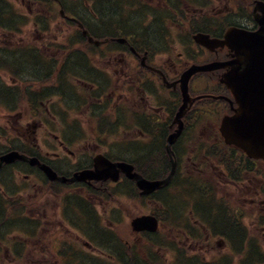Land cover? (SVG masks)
I'll return each instance as SVG.
<instances>
[{"label": "flooded vegetation", "instance_id": "1", "mask_svg": "<svg viewBox=\"0 0 264 264\" xmlns=\"http://www.w3.org/2000/svg\"><path fill=\"white\" fill-rule=\"evenodd\" d=\"M28 2L30 7L36 6L37 9H40L35 13H30V15H32V22L36 31H40L38 35L39 42L43 41L40 51H46L51 55L47 56L49 61L55 59L56 65L53 72H55L56 78L61 77L64 69L65 74H67L70 71V64L78 56L82 63L76 61L74 70L83 71V65L87 64L89 66L88 72L94 76L96 82L100 83L96 84L91 80L80 79L83 78V73L81 77H75V81L70 83L80 93L82 90L78 88V85L85 87L83 97L82 94L76 91L65 93V89L59 87L58 83L62 95L57 94L55 99L59 103L51 110L48 109L47 105L42 104V99H38V103L36 101V98L39 97L44 98L46 102L53 100L49 93L43 97L45 94L43 91L38 92L40 94L35 92L33 109L25 115L20 110L25 109L24 104L17 109H12L3 107L0 103V142L3 143L0 144V156L10 151H17L28 156L36 155L41 162L47 163L59 175H72L82 169H93L95 167L101 169L102 173L109 175L106 164L100 160L99 155H102L110 162H130L137 172L143 176L145 175L149 180L164 179L166 176L154 172L147 173L146 169H141L144 166L143 162H148L147 168H153V163L148 160V155L151 158L158 153L164 155L167 159L161 160L160 168H165L169 172L173 167V163L176 167L179 160L178 148L185 149V141L191 135H193L195 141L199 126L209 132L211 134H208L209 137H213V139L215 135L220 136L219 123L210 125L209 128L206 127L207 124L201 115V111L210 110H206L203 106H211L215 101L223 104L225 107L222 109V111L224 110L221 112L222 115L220 114V120L224 115L232 113L229 103L232 100L231 91L220 81L227 68H218L190 75L188 83L190 98H188L185 112L180 119L181 124L176 121L177 112L185 102L179 79L191 65L196 64L194 62L195 58L206 55L207 58L198 63L206 64L227 61L233 56V51L226 46V43H219L212 48H207L195 42L193 36L196 33H204L210 38L221 41L224 40V34L229 28L235 27L247 31H256L261 27V24L264 26V7L260 9L262 7L260 3L264 4V0H86L83 5L75 0H28ZM46 4H56L58 8H56L54 16L59 15L60 22L71 27L70 29L66 27L65 30L69 29V31L59 38L54 36V38L48 39L43 36L44 28L47 27L44 19L50 14L42 11L47 9L46 6H42ZM41 13L46 14L47 17H43ZM84 29L90 32L93 39L97 41L94 43L85 42L82 38ZM78 39L82 44L77 45H82V48H67V46L74 45L75 40ZM50 42H59L66 48L57 49L59 54H52L49 50L43 48V46L50 45ZM3 50L5 51V49ZM27 52L28 49H23L22 45L17 49L8 48L4 52L8 55V58H4L0 62H6L8 67L10 66L21 72V68L12 63L9 56L23 55L25 58L24 54ZM100 52L105 55V60L102 63L98 61L99 58L90 56V54H99ZM8 72L4 69L0 71L1 84L7 85V80H9L10 87L17 89L23 87V83L18 81L20 80L19 77L16 78L15 74L10 76V72ZM204 75L210 81L211 87L208 88L212 89L210 92H201V85L203 84L201 78ZM109 77H114L115 86L112 89H106L110 82ZM197 79H200V81L195 82ZM112 90L114 92L110 94ZM113 95L116 97L113 98ZM197 96L198 98H196ZM76 99H80L81 102L74 106L86 105V118L90 114L87 120V125L90 128L86 129L88 132L86 138L81 137L75 124L67 123L64 126L67 121L66 115L71 113L68 110L69 102L67 100L72 102ZM233 105L235 106V104ZM98 112H102V116L106 121L116 127L115 132H111L109 128L105 129L104 133L101 131L100 114ZM186 115L188 116L186 119L187 124L184 123ZM29 120L31 122H28ZM1 125L4 127L9 126L8 128L16 133L21 131L23 139L12 142L9 139V133H5ZM55 132L59 134H55ZM116 132L118 133L116 134ZM171 134H176L174 142L170 144L172 156L168 149V138ZM116 136L123 138L117 139ZM40 139L42 143L39 142ZM52 139L56 140L61 148L52 145L54 142ZM91 146L92 153L89 156L83 155L82 151ZM215 146L216 142L211 147ZM193 148L194 150L189 159L193 163V168L198 172L207 174L209 173L207 171H217L218 181L221 183L226 181H230L232 184L242 182L235 175L227 176L223 170L224 164L216 158H211L208 154L203 155V159L201 154L195 156L196 150H201L198 149L199 147L196 144L193 145ZM117 151L124 152L120 156ZM147 153L150 154L147 155ZM62 156H68V159L62 158ZM243 160L249 159L244 157ZM249 161L253 163V160ZM254 163L264 167L263 161L256 160ZM184 166L190 169L188 162H186V165L184 162ZM248 166L242 172L246 174L245 178L249 180L251 185H238L236 189L238 192L234 197L251 207L264 209V192H259L258 189L260 181L264 183V171L253 164H248ZM34 175L41 176L46 181L38 170L19 159L6 162L0 166L1 212L4 213V205L6 212H11L13 207L22 205L25 202L31 190L30 186L33 184ZM117 175L119 177H115L118 179L114 181L107 176L109 179L106 181L76 183L79 185V190L70 193L74 196L75 208L79 212H88L91 215L92 209L102 204L106 214L111 216L117 224L120 223L115 217L117 211L112 208L114 200L110 197L107 201L106 196H103L104 192L109 196V193L115 194L117 191L115 188L125 187V190L127 189L125 196L127 197L129 191V193H132L133 198L138 200L139 197L137 196H140V191L135 181L126 178L120 171ZM17 177L23 178V186L15 182ZM187 179L194 180V182L183 183L178 188L172 185L171 178L161 188L146 196L145 200L148 201V206L140 208L139 212L142 213L140 215L147 213L155 215L158 222L162 223V227L165 228L166 226L171 230L172 240L177 238L181 241V238H190L187 233L191 232L192 229L207 233L210 236L211 226H217L220 229H218V232L225 233L227 236H218L223 240L220 246H224L228 250V246L234 244L235 237L233 235L238 230L225 232L221 226L210 221L203 211L206 204L210 207L212 202L219 201L213 188L206 186L215 185H213L211 179L205 182L200 181L202 178L193 176ZM99 182L101 184L107 182L109 187L113 189L106 190ZM47 186L40 187V209L36 213V230L39 231L38 236L42 237L43 245L39 242L38 245L44 248V252H42L43 259L45 263L53 264L57 260L52 256L59 254L54 231L58 219L54 209L49 208L48 211L51 195L45 192ZM48 188H51V186H48ZM92 190L96 193H102V195L95 196V193L91 194ZM198 190L209 191L213 194L208 197V200L201 199L197 195ZM182 192L183 196H188L190 200H186L183 207H175V202L177 203V200H180L177 199L175 194ZM160 197L162 199H159ZM93 199L97 203L93 202ZM65 201L68 211L71 212L66 197ZM197 201H200V205H196ZM193 206L201 207L199 210L205 218L203 221L208 222L207 225L200 221L196 211L193 212L195 210ZM182 208L184 209L181 210ZM213 209L215 215L221 213L216 208ZM137 213L129 218V223L139 215ZM259 215L255 217L256 224L260 220ZM221 216L223 215L221 214ZM229 223L233 227L232 222L229 221ZM117 224L114 227L116 232L120 228ZM160 233L161 229L154 233L147 231L133 233L137 239L131 240L130 244L134 243L136 245L134 247L139 248L138 264H161L159 261L154 263L155 259L158 258L148 254L146 250L148 246L143 244V240L147 239V242H151L150 237L157 236ZM75 240L80 241L78 235L75 236ZM246 242L244 248H248ZM51 244L54 246H51ZM97 244L103 243L97 242ZM48 246H51V248L49 249ZM260 246L264 249L262 244ZM81 248L83 254H85L86 249L93 253L102 252L95 245L84 241ZM67 253L73 258V251L67 250L64 254L65 259L68 260ZM60 254L62 253L60 252Z\"/></svg>", "mask_w": 264, "mask_h": 264}, {"label": "rangeland", "instance_id": "2", "mask_svg": "<svg viewBox=\"0 0 264 264\" xmlns=\"http://www.w3.org/2000/svg\"><path fill=\"white\" fill-rule=\"evenodd\" d=\"M0 6H1L0 12H2L0 14V24L6 25V28L10 31V33H8L5 31L6 29L4 27L0 28V61L4 58L5 59L8 58V55L4 53L6 49L4 51L1 48H7V47L11 48L12 47L13 49L20 45L24 46L26 42H29L26 44H30V42L34 44V45L30 44V45L25 46V48L30 47V49H28V52L24 54L25 58L23 57V55L22 56L21 55L20 56L18 55L9 56L10 61L12 63H15L16 66L21 68L22 70L21 72H18L17 69H13L10 66L8 67L7 66L8 63L6 62H0V71L3 69L6 71H9L10 73L9 72L8 73L10 76L11 75L13 76V74H15V77L17 78L18 76L20 79L18 81H21L23 83V87L17 89V88L10 87L9 80H7V85H2L0 82V103L2 104L3 107L17 109L24 104L25 109H20V110L25 115V113L30 112L33 109L32 105L34 104V98L36 96L35 92L38 93V92L43 91V93H45L43 97H45L49 93V95L52 96L53 100L46 102L44 101V98L39 97V98H36L37 103H38V99L39 100L42 99L43 101L42 104L47 105L49 110H51L52 108L54 109L59 103L55 99L57 94L62 95L59 87H63L65 89V93H69V92L74 93L75 91L78 92L77 90L74 89L73 85L70 82H74L75 77H81L82 73H83L82 75L83 78H80V79H83L86 81L91 80V81H94L96 84H100L96 82V79L94 78V76L88 72L89 66L87 64L83 65V71L80 70L79 73L76 72L77 70H74L76 61L82 63V60H80L78 56L75 58V61H73L72 64H70L71 65L69 67L70 71H68V73L63 76L61 75V77H58L57 79L55 72H53V69L55 68V65H56L55 59H51L49 61L47 56H51V55H49L46 51L44 52L40 51L41 50L40 48H42L41 44L43 45V41L39 42L38 35L40 34V31L39 32L36 31L35 26L32 22V19H33L32 15H30V13H33V12L35 13L37 10H40V9H37L34 6L30 7V3L28 2V0H0ZM56 8H58L56 4H53V5L50 4L47 7V9H44V10L41 9L42 11L50 13L48 17L46 14L41 13L43 17H47L46 19H44L47 24V27L44 28L43 36L48 39H52L54 38V36H58L59 38L62 35H64L67 31H69V29L71 28L70 26L60 22L59 15L54 16V12H56ZM66 27L69 28L67 31L65 30ZM17 43L19 44L17 45ZM49 44L50 45L48 46H43V48L49 50L52 54H59V51H57V49L66 48L59 42L57 43L50 42ZM65 44H68V43H65ZM67 48L68 49L82 48V45H77V42H74V45L72 44L71 47L67 46ZM72 54L74 55V53ZM90 56L92 58H99L98 61L100 63L104 62L105 60V55L102 52H100L99 54L93 53V54H90ZM206 58H207L206 55H201L199 57H196L194 62L197 65H200L198 63L203 61ZM108 80L110 82L106 86V89L114 88L115 86L114 77H109ZM201 80L203 83L201 85V92L212 91V89H208L211 87L208 77L204 75L201 78ZM196 81H200V79L195 80V82ZM58 83H59V87H58ZM78 88L83 91L81 95L83 97V94L85 93V89H84L85 87L83 88L82 86L78 85ZM104 89H105V86H104ZM112 92L114 91L112 90L110 94H112ZM114 97L116 96L113 95V98ZM67 101L69 102L68 110L71 113L70 115H66L65 118L68 119L67 120L68 123H71V121L74 122L76 126V130L79 129L81 137L85 138L86 134H88L86 130L88 128L86 124V112H85V109H87V107L86 105H81V104L77 107L74 106L81 102L80 99H76L72 102H70L69 100ZM224 107L225 106L223 104L217 101H215V103L211 106H203V108H205L206 110H210V111H201L202 113L201 115L205 119L207 128H209L210 125L219 123L220 117L222 115L221 112L224 111V110L222 111ZM98 113L100 114L99 123L101 125V131L104 133V130L109 128L111 132H115L116 127L111 125L109 121H106V119L102 116V112H98ZM187 117L188 116L186 115L185 121H184L185 124H187L186 123ZM28 122H31V121L29 120ZM1 126L3 127L2 129L4 130L5 133H9L10 135L9 139L12 142H18L21 139V131L16 133V132H13L11 128H8L9 126H5V127L3 125ZM117 133L118 132H116V134ZM208 134L210 133L199 126V130L197 132L195 141H194L193 135H191L188 137V140L185 141V149L178 148L179 160L174 169V172H173L174 176L172 178L171 183L173 186L179 188L182 186L183 183L194 182V180L187 179L190 176H193L195 178H202L200 181H203V182L211 179L213 185L215 186H210V185H206V186L213 188L219 201L212 202L210 207L206 204L203 207V211L209 217L210 221L215 222V224L217 225V222L215 221L216 215L213 209V208H216L218 211L221 212V214L223 215L225 219L227 218L229 221H231L232 225L239 230V233L242 236V238H240L237 241L234 240V244L237 247V250L231 254L230 250L228 251L226 247L220 246V244L223 241L220 237L223 235V233L218 232L219 228L217 226L215 227L211 226L212 232L210 233V236H208L207 233L198 232L192 229L191 232L187 233L190 238L184 237V238H181V241H179L177 238L176 240H172L171 230L165 226V228L161 227V233L159 235L150 237L151 242H147L148 241L147 239L143 240V244L144 245L146 244L148 246L146 247L148 254H151L155 258L156 257L158 258V259H155L154 263L159 261L161 262V264H181V263L188 264L190 258L198 257L197 258L198 260L195 261L196 264H213L219 261L220 259H225V260L219 261L218 262L219 264H221L222 262H229L228 264H239L240 257H243L245 255L242 252H240L241 248L245 249L244 248L245 241H247L246 243L248 244V246L250 245L248 243L249 241L248 237H251V238L254 237L255 239H259L262 246H264V225L261 224L257 226L255 222L256 221L255 217L258 216L261 209L256 208V207H251L247 205V203L234 197L236 196V193L238 192L236 191V189L238 188V185L250 184L249 180L244 177V174L242 172L244 171V169L249 167L248 164H253L256 167H259L263 171H264V167L260 164H255L254 162H256V160L253 161V163L249 161L250 159L243 160L244 157H246V159H248L249 157H247L240 150L230 149L227 145L223 143L222 138L220 136L215 135V138L213 139V137H209ZM116 138L121 139L123 137L116 136ZM213 140H216V141H213ZM214 142H216V146L211 147L214 144ZM0 144H3V143L0 142ZM194 144H196L199 147L198 149L201 150V151L196 150L195 156L198 154L199 155L201 154V157L203 159V155L208 154L210 155L211 158L213 157L219 160L220 163L227 164L225 166L228 167V170L230 172H234V175L237 176L238 178L243 179L241 180L242 182H237L236 184H232L230 181H226L224 183H221L218 181L219 175L217 174V171H207L209 173L203 174V173L198 172L196 169H194L192 166L193 163L189 159L190 156L192 155V151L194 150L193 148ZM52 145H55L56 147L58 146L61 148L60 144L56 140L52 143ZM117 152H118L117 153L118 155L122 156L124 151H117ZM148 154L150 153H147V155ZM147 157H148V160L153 163V168H147L148 162H143L144 166H142L141 169H146L147 173L154 172L156 174L163 175V176L168 175L169 172L167 169L160 168L161 160L167 159L164 155H162L161 153H158L152 158L149 155ZM31 158L33 157L28 156V159H31ZM27 162L29 163V160H27ZM184 162H185V165H186V162L189 163L190 169H187L184 166ZM114 168H120L122 170L120 166H115ZM90 170L91 169L86 168L82 172H85L86 174H88L89 172H92ZM48 172L50 174H53L52 169H48ZM202 172H205V171H202ZM42 174L44 175L45 180L49 181L47 184L48 186H51L54 183L61 184L56 189L58 192H55L54 194H52L50 205L48 206V211H49V208L54 209V206L57 204V200L60 201V198L63 197V195H65L66 200L69 203V209H71L70 215L72 216L73 221L77 225V227L82 228V230H84V232L91 239H94L92 238V236H94L93 234H96L97 229H98V233L103 239H108L112 237L111 239L114 240V243H113L114 251H111L107 248L112 253V256H114L113 258L112 256H106L104 258H99L100 256L103 257V255H99L97 252L91 253L89 249L88 250L86 249V252H90L89 254H87L89 256H87L88 258L86 260H85V257H83L84 255L76 254V257L74 259V255H73V258H71L69 256V253H67L69 264H74V263L75 264L76 263L77 264H138L137 255H139V248H135L134 246L136 245H134V243L130 244L131 240H135L137 239V237L134 236L133 234L134 232L132 231L130 227L131 223H129V218L133 217L137 212H138L137 215L142 214L139 212V210L142 206L143 207L148 206L147 205L148 201L145 200L146 198H141L137 200L133 198L132 193H129V191L127 192V197H126L125 192L127 189L125 190V187L120 188V186L118 188H115L117 190L115 194L109 193V196H106V199L107 201H109L111 197V199L114 200L112 208L113 210L117 211V214H115V217L116 219H118V221H120V223L117 224V226L120 227L119 231L117 232L114 231L113 233H109V231L104 229L102 225H98L94 220H92L91 217L84 215V212L79 213L78 209L75 208L74 196L71 195L70 193H73L74 191L79 190L78 184H73L72 181L70 182L71 179H67V180L57 179L56 180L55 179L56 177H49L46 171H43ZM60 176H65V175L61 174ZM22 179H23L22 177H17L15 179V182L20 183L21 186H23ZM107 179H109V177L102 179V180L106 181ZM38 180L44 183V180L41 178V176L38 177ZM95 180L97 182L98 180H101V179L97 178ZM95 180L93 179L86 180L85 183H87L88 181H95ZM77 181L84 182L82 178H78ZM99 184L102 185L103 188H105L106 190L113 189L112 187H109V184H107V182H103V184L99 182ZM227 190H228V193H227ZM32 192H35V188L32 189ZM94 193H95V196H98L100 194L92 190L91 194H94ZM212 194H213L212 192H209V191L205 192V190L197 191V195L200 196L201 199H205V200H208V197H210ZM175 195L177 199H180L179 203L175 202V207H183L185 206L186 200H190L188 196L186 197L183 196V192L179 194H175ZM92 201L94 202L95 200L93 199ZM95 203H97V201H95ZM196 205H200V201H197ZM102 207L103 206H97V207L95 206L92 209L93 213L96 215L98 219L99 218L101 219L100 214L103 215ZM193 207L195 209L193 210V212L196 211L199 216L200 221L204 223L205 225H207L208 222L203 221L205 220V218L202 216L199 210V208L201 207H196V206H193ZM183 209L184 208H182L181 210ZM3 210H4V213L0 211V236L3 240L4 238H6V240L9 242V243L5 242V244H9V246L11 247V251H9L8 253V250H0V264H43V263L35 262V261H39L38 255H40V248H39L40 245H38V242L39 244L43 245L42 237L38 236L39 231L36 230L35 224L27 223L28 224L27 227L25 224L24 225L25 227H23V229L25 230L26 233H24L20 229H15V228H20V226H8L7 225V224L13 223V222L7 223L9 215H12V214H9L8 212H6L7 210L5 208V205L3 207ZM12 213L13 215H15L14 211ZM183 213L185 212L183 211ZM21 215H23V213L16 215V218L18 217L16 221H21L20 220ZM191 217L193 218L194 216H191ZM58 230L59 229L54 230V231H58ZM67 232L68 233H66V231L62 232L64 234V237H66L65 238L66 240L68 238H72V232L70 231H67ZM70 240L71 239H68L67 241H70ZM239 241L241 242V244L243 243L242 246ZM96 242H98V239ZM260 242L255 240L254 244L258 246ZM1 247L3 248L4 246L0 245V248ZM101 247L105 248L104 245ZM68 251L72 252L71 250H68ZM259 251H261V257L258 258L257 256L256 257L254 256L256 259L254 261L255 262L254 264H264L263 261H260L262 258H264V249L263 250L261 249ZM115 260L118 262H116ZM248 261H250V259ZM45 264H48V263H45Z\"/></svg>", "mask_w": 264, "mask_h": 264}, {"label": "water", "instance_id": "3", "mask_svg": "<svg viewBox=\"0 0 264 264\" xmlns=\"http://www.w3.org/2000/svg\"><path fill=\"white\" fill-rule=\"evenodd\" d=\"M197 38V36H196ZM204 46L209 45V40H198ZM235 51V58L225 63L230 69L224 74L222 82L227 85L236 99L238 108L232 115L224 116L219 131L226 144L233 145L249 157L264 159V104L261 102V82H264V31L259 30L253 33L238 35L232 45L228 44ZM224 65L222 63L213 66L192 67L182 77L183 90L185 92L186 83L191 73L200 70H207ZM264 100V97H262ZM260 100V101H259ZM262 104H260V103ZM184 106L178 112L176 119L183 114ZM170 136L169 142L174 140ZM171 154V151H169ZM22 157L16 153H11L1 157V162L13 161ZM101 160H103L101 158ZM126 166V165H122ZM126 176L135 179L138 187L143 193H149L163 185L166 181H147L140 175L131 172L129 167L122 168ZM117 172L114 171V175ZM112 178L115 177L110 175ZM90 177V175L88 176ZM91 178H105L97 171ZM145 220V217L139 218ZM137 220V219H136ZM134 221V230H139L142 223ZM147 226L154 229L155 224L147 223Z\"/></svg>", "mask_w": 264, "mask_h": 264}, {"label": "trees", "instance_id": "4", "mask_svg": "<svg viewBox=\"0 0 264 264\" xmlns=\"http://www.w3.org/2000/svg\"><path fill=\"white\" fill-rule=\"evenodd\" d=\"M1 7V6H0ZM1 9V8H0ZM215 221L217 222V225L221 226V228L227 232L233 231L235 232V230H238L237 228H235L234 226L232 227L231 224L229 223V220L226 218H224L223 216H221V213L217 214L215 217ZM222 233V232H221ZM225 234V233H223ZM235 237V241L239 240L240 238H242V236L239 233V230L237 233H235L233 235ZM240 242V241H239ZM241 244V242H240ZM249 255H250V261L248 262V264H254L255 262V257L257 256L258 258L261 257V251H259V248L257 247L256 244H254V240H250V246H249ZM241 251V250H240ZM255 256V257H254ZM260 261L264 262V258H262ZM246 261H244V263L242 264H247L245 263ZM229 262H222L221 264H228Z\"/></svg>", "mask_w": 264, "mask_h": 264}, {"label": "bare ground", "instance_id": "5", "mask_svg": "<svg viewBox=\"0 0 264 264\" xmlns=\"http://www.w3.org/2000/svg\"><path fill=\"white\" fill-rule=\"evenodd\" d=\"M1 13H2V12H0V14H1ZM3 27L6 28V25L3 24ZM84 31H85V33H84V35H82V38L84 39L85 42L87 41V42H89V43H94V42L97 41L96 39H93V37H92V35H91L90 32H88V31L85 30V29H84ZM7 32L10 33L9 30H7ZM75 42H77V44H82V42H80L79 39H78V40H75ZM5 49H8V47L5 48ZM27 49H29V47H27ZM76 72L79 73V70H77ZM62 75H65V69H64V73H63Z\"/></svg>", "mask_w": 264, "mask_h": 264}]
</instances>
